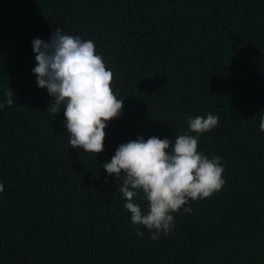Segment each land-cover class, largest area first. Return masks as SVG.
Instances as JSON below:
<instances>
[{"label": "trees", "instance_id": "trees-1", "mask_svg": "<svg viewBox=\"0 0 264 264\" xmlns=\"http://www.w3.org/2000/svg\"><path fill=\"white\" fill-rule=\"evenodd\" d=\"M56 28L95 43L124 100L96 157L68 144L32 72L33 39ZM9 88L0 264H264V0H0V103ZM209 113L198 150L221 157L224 185L173 213L167 235L137 237L103 163L141 134L196 135L188 118Z\"/></svg>", "mask_w": 264, "mask_h": 264}, {"label": "clouds", "instance_id": "clouds-1", "mask_svg": "<svg viewBox=\"0 0 264 264\" xmlns=\"http://www.w3.org/2000/svg\"><path fill=\"white\" fill-rule=\"evenodd\" d=\"M32 44L37 86L46 88L51 97L46 110L56 116L63 107L68 144L96 157L104 150L108 122L123 110L124 100L118 99L112 88V70L97 54L92 40L64 34L60 28L52 31L48 40L34 38ZM4 95L6 105L0 103V109L16 103L12 88L5 89ZM218 123L219 117L211 113L189 117V130L196 135H175L173 142L167 137L145 139L141 134L120 144L110 162L103 163L108 176L122 181L117 191L132 225L137 226V237L144 235L139 226L151 232L152 240H158L161 233L167 235L175 226L173 213L181 208L191 213V207L186 206L189 200L209 198L222 188L221 157L209 158L198 150L200 135ZM259 129L264 132V111ZM3 190L0 183V192ZM134 198L146 201L147 210Z\"/></svg>", "mask_w": 264, "mask_h": 264}]
</instances>
